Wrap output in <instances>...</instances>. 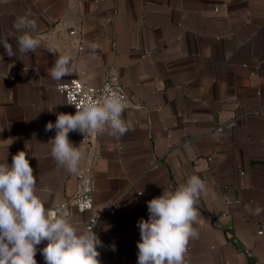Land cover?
Returning a JSON list of instances; mask_svg holds the SVG:
<instances>
[{
	"label": "crops",
	"instance_id": "1",
	"mask_svg": "<svg viewBox=\"0 0 264 264\" xmlns=\"http://www.w3.org/2000/svg\"><path fill=\"white\" fill-rule=\"evenodd\" d=\"M26 12L42 45L22 54L10 39L9 57L0 44V162L11 165L26 145L48 212L62 209L80 228L97 215L103 264H137L147 202L192 175L206 191L184 264L264 263V213L247 210L264 208V0H0V40ZM49 43L73 54L75 73L51 78ZM108 72L127 93L133 128L96 133L93 208L79 212L70 204L76 176L52 158L55 129H45L72 113L59 83L98 85ZM69 140L84 150L82 166L89 145L79 131Z\"/></svg>",
	"mask_w": 264,
	"mask_h": 264
},
{
	"label": "clouds",
	"instance_id": "2",
	"mask_svg": "<svg viewBox=\"0 0 264 264\" xmlns=\"http://www.w3.org/2000/svg\"><path fill=\"white\" fill-rule=\"evenodd\" d=\"M13 28L19 35L9 33L0 40L9 57L16 56L8 42L13 38L22 54L41 47L42 40L35 34L37 23L31 13L19 16ZM90 47L96 50L100 46L92 44ZM46 49L56 55L48 72L53 80L60 81L75 73L77 65L71 52L61 54L52 43ZM71 104L76 108L75 113L57 114L55 123L48 122L45 130L55 129L51 139L52 158L76 174L85 152L71 143L70 132L79 131L84 135L107 132L120 138L133 128V124L125 119L126 96L110 89L99 99L87 98L79 104ZM12 143L13 138H8L4 147L7 149ZM26 147L13 155L11 165L6 162V156L0 162V264H37L36 246L45 240L47 243L41 249L45 264H101L98 248L103 247V243L93 230L98 216L88 226L80 228L73 223L70 213L64 210L48 212L47 200L38 192L27 157L30 149ZM205 191V181L192 175L174 190H164L147 202L148 219L141 218L137 224L140 233L137 264H184L189 241L199 237L194 227L199 216L196 205ZM247 210L252 215L264 213L259 205L249 206Z\"/></svg>",
	"mask_w": 264,
	"mask_h": 264
},
{
	"label": "built area",
	"instance_id": "3",
	"mask_svg": "<svg viewBox=\"0 0 264 264\" xmlns=\"http://www.w3.org/2000/svg\"><path fill=\"white\" fill-rule=\"evenodd\" d=\"M68 33L74 35L77 33V29L75 27L70 28ZM56 88L65 96L67 103L72 108V113H75L76 108L71 103L74 102L79 104L81 100L87 98L99 99L105 94L106 90L109 89L122 93L128 99L127 93L122 88L118 76L113 72H108L104 81L98 85H92L82 81L79 77H74L66 82L59 83ZM83 136L84 140L89 145L88 159L80 166L78 173L75 174L77 179L76 190L70 199V204L79 212L92 210L93 208L94 153H92V149L96 139V133L83 134ZM94 218L95 215H92L86 226H88ZM95 228L96 226L93 230H95ZM101 264L103 263L101 262Z\"/></svg>",
	"mask_w": 264,
	"mask_h": 264
}]
</instances>
